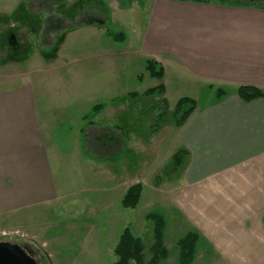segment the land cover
<instances>
[{"label":"crops","instance_id":"0c3cea01","mask_svg":"<svg viewBox=\"0 0 264 264\" xmlns=\"http://www.w3.org/2000/svg\"><path fill=\"white\" fill-rule=\"evenodd\" d=\"M19 3L27 12L39 13L29 8L28 0ZM156 4L152 20H139L132 38L127 35L121 42L103 26L86 25L61 34L48 53L38 38L23 40L27 51L20 54L17 50L8 54L0 45L5 51L0 60V217L15 215L11 222L16 228L30 227L37 233L31 222L40 208L58 197L52 150L54 133L62 124L59 119L72 104L81 110V103L94 101L88 94L91 84L104 85L105 80V85H117L125 72L139 80L142 66L146 70L147 60L153 59L165 69L162 80L171 70L181 83L193 86L184 96L197 101L185 124L173 123L170 137L160 139V144L168 139L175 145L170 158L180 149L189 152L183 166L151 192L160 198L165 217L174 220L172 226L167 222L165 238L171 232L178 237L177 244L189 232L196 233L191 264H264V98L246 102L237 92L241 85L264 89V8L220 1ZM178 7L188 27L173 33L165 26L173 19L168 11ZM10 16L0 20V26L25 31L30 21L22 14ZM84 31L96 34L99 43L79 47L90 60L86 56L70 67L66 40ZM10 43L13 49L19 47L15 40ZM139 58L140 70L134 69ZM22 63L29 65L18 67ZM92 69L96 76L89 84L86 75ZM163 84L167 92L166 81ZM219 88L226 93L221 98L215 97ZM204 90L212 95L201 103L197 96ZM163 130L162 123L157 132ZM126 139L122 147L127 146ZM134 165L132 160V169ZM172 264H180L178 252Z\"/></svg>","mask_w":264,"mask_h":264},{"label":"rangeland","instance_id":"374dc122","mask_svg":"<svg viewBox=\"0 0 264 264\" xmlns=\"http://www.w3.org/2000/svg\"><path fill=\"white\" fill-rule=\"evenodd\" d=\"M20 1L0 0V20L6 17L9 20L11 14H22L30 21L24 28L25 31L16 28L8 29V25L5 27L4 24L0 26V29H8L7 31L0 30V45L6 47L8 54L15 50L19 54L26 52L27 47L23 44V40L25 42L30 38L32 40L38 38L41 46H47L46 42L41 41L40 33L43 27L47 26L48 17L72 14L84 1L91 0H54L58 3L55 6L49 5L48 0H28L29 8L39 13L27 12L25 8L19 7ZM101 1L108 6L109 13V21L103 27L107 33L123 32L125 38L127 35L132 38L139 20L148 17L146 21H151V11L157 7V0ZM143 3H146V8L142 7ZM177 10L168 11L173 19L168 22L167 27L165 26V29L173 33L183 29L182 26L188 27L181 18L183 14L180 7ZM66 25L69 27L72 24L67 22ZM63 26L62 24L61 27ZM11 40L19 43L17 49H13ZM66 43L68 46L67 60L70 67H76L79 61L82 59L84 61L89 56L80 54L79 50L85 48L84 46L90 47L98 44L99 37L88 31L77 32L71 34ZM120 44L118 46H122ZM4 52V49L0 48V60ZM86 60L89 61V57ZM140 60L139 58L134 63V69L140 70ZM27 65L29 64L22 63L18 67L24 68ZM142 68L143 78L141 80L125 72L124 75L120 74L117 85H105V80L102 83L104 85L91 84L90 88L88 87V94L94 101H88L87 105L81 103V110L76 105L71 106L68 103L71 107L63 113V119H59L62 124L56 128L54 133L56 148L52 150L58 197L37 212L36 219L31 222L33 223L32 229L37 230L35 234L31 233L29 225H27L29 228H16L17 225L11 222L15 215L0 217V241L17 243L33 251L39 264H113L116 260L114 248L126 227H131L133 232L142 236L148 245L152 244L153 223L148 221L146 216L150 212L163 214L164 211L160 198L151 195V192L153 186L158 187L162 181L167 182L174 174L168 167L171 164V158L168 156L174 151L175 145L168 139H162L160 144V139L167 138V135L170 137V134L174 132L171 126L175 123L173 113L180 98L178 95L190 94L193 86L188 82L181 83V79L171 70L167 78L162 80L150 76L144 66ZM88 73L90 75H86V82L90 84L96 76V71L92 69ZM2 75L3 73L0 72V76ZM71 79L73 80L72 77ZM165 81L168 91L164 95L145 96L143 94L148 88L158 86ZM69 83L67 82L68 87ZM224 88L228 90L227 87ZM131 92H138V98L130 97ZM211 95L210 90H204L201 96L197 97L200 98L199 102L203 103ZM163 98H167L169 102L168 114L163 119L164 130L147 135L143 133V127L141 130L143 132L133 129V118L130 115L133 106H139L140 109L147 108L159 103ZM98 103H104V107L94 117L95 125L89 126L87 125L89 120L84 118V121L80 112L83 111L86 117L92 110L90 106ZM137 120L138 115L136 114L135 122ZM118 124L123 130L115 128ZM124 133L125 138L127 137L126 147H122L124 139L122 140L121 136ZM85 137L88 138L86 143L84 142ZM75 138L78 140V145H75ZM132 160L135 163L134 169L130 166ZM93 168H97L99 172L96 174ZM136 183L144 184L141 201L135 208H125L121 204L123 193L129 186ZM165 218L169 226H172L173 217L170 218L168 215ZM31 236H37L38 239L33 240ZM177 238L173 233L168 232L164 244L170 251V258L161 264L174 263V256L178 252L175 243Z\"/></svg>","mask_w":264,"mask_h":264},{"label":"trees","instance_id":"16d2710c","mask_svg":"<svg viewBox=\"0 0 264 264\" xmlns=\"http://www.w3.org/2000/svg\"><path fill=\"white\" fill-rule=\"evenodd\" d=\"M94 1V2H93ZM175 1H190L196 3H212L220 1L223 3H231L246 6H261L264 8V0H175ZM96 2V3H95ZM54 6V5H53ZM109 21L108 6L101 0H91L89 2L84 1L79 7H77L72 14H59L49 16L47 19V26H44L40 37L42 42H46L47 46H42V50L50 52L56 46L58 38L61 34L79 28L86 25H98L103 26ZM69 22L72 25L67 27L66 23ZM64 25L61 27V25ZM108 35L116 42H121L125 39L123 32H108ZM51 38H53L51 40ZM44 40V41H43ZM41 44V43H40ZM43 44V43H42ZM146 70L149 75L162 79L165 74L164 67L153 59H148L146 62ZM143 74L138 75V79H142ZM238 95L243 101L249 102L255 99L264 98V89H261L253 85H241L238 88ZM166 93V87L163 83L158 86L148 88L144 91L145 96H151L154 94L164 95ZM225 90L219 88L216 91V96L221 98L224 96ZM129 96L133 99L138 98V92H131ZM104 103H98L92 107L91 112L86 115L85 119L89 122L87 125L94 126V117L97 116L103 109ZM197 101L194 98L184 96L180 98L176 104L175 111L173 113L174 122L176 126L180 127L185 124L191 113L196 109ZM137 110V112L135 111ZM169 111V102L167 98H163L159 103L152 104L147 108L140 109L135 105L130 111V115L133 118V129L144 132L147 135H153L162 126L163 119L166 117ZM136 114L138 120L135 122ZM148 122V125H146ZM116 128V127H115ZM120 130L122 128L117 127ZM110 133V132H108ZM88 137V136H87ZM85 137L88 142V138ZM87 138V139H86ZM125 139V133L121 136ZM118 141V140H117ZM188 151L180 149L175 152L171 158V164L168 166L171 168V172H177L184 164L185 158L188 155ZM143 192L142 183H136L130 186L121 201V204L125 208L137 207L141 195ZM146 219L153 223V242L148 245L146 240L136 235L131 227H126L119 236L118 242L114 248V254L116 256L113 264H161L170 255V251L164 244L165 239V227L166 218L162 213L150 212L147 214ZM197 235L193 231L189 232L186 236L177 242V250L179 253L180 264H191L195 249H196Z\"/></svg>","mask_w":264,"mask_h":264},{"label":"water","instance_id":"95a60500","mask_svg":"<svg viewBox=\"0 0 264 264\" xmlns=\"http://www.w3.org/2000/svg\"><path fill=\"white\" fill-rule=\"evenodd\" d=\"M0 264H39L31 252L17 243L0 241Z\"/></svg>","mask_w":264,"mask_h":264},{"label":"flooded vegetation","instance_id":"af4514ba","mask_svg":"<svg viewBox=\"0 0 264 264\" xmlns=\"http://www.w3.org/2000/svg\"><path fill=\"white\" fill-rule=\"evenodd\" d=\"M26 250H28V249H26ZM29 252H31L32 253V255H34V252L33 251H30V250H28ZM35 256V255H34Z\"/></svg>","mask_w":264,"mask_h":264}]
</instances>
